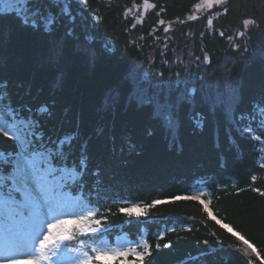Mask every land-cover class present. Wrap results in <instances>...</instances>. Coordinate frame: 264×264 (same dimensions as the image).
Returning a JSON list of instances; mask_svg holds the SVG:
<instances>
[{"label":"trees","instance_id":"1","mask_svg":"<svg viewBox=\"0 0 264 264\" xmlns=\"http://www.w3.org/2000/svg\"><path fill=\"white\" fill-rule=\"evenodd\" d=\"M142 1L35 0L34 10L55 17L54 24L36 17L39 26L15 11L0 13V92L38 124L45 146L76 137L87 167L68 191L107 217L102 232L65 243L106 237L114 245L124 234L148 242L144 264H261L216 220L264 258V196L252 190L264 191V167L258 141L238 117L252 116L264 139L256 113L264 107V0H228L196 20L187 18L200 0H149L155 7L138 21L126 10ZM245 18L256 20L246 31ZM141 89L161 101L182 97L171 126L135 102ZM13 149L0 136V150ZM201 183L210 212L199 200L173 199L190 197ZM153 200L165 202L139 217L119 212Z\"/></svg>","mask_w":264,"mask_h":264},{"label":"snow or ice","instance_id":"2","mask_svg":"<svg viewBox=\"0 0 264 264\" xmlns=\"http://www.w3.org/2000/svg\"><path fill=\"white\" fill-rule=\"evenodd\" d=\"M58 2L59 0H52L54 4ZM34 3L35 0H0V13L15 11L22 23H32L34 26H39L36 17L45 24H54L55 17L51 14L44 16L39 9L34 10ZM226 3L228 0H201L194 7L197 12L202 13ZM154 7L149 0H143L142 8L145 12ZM62 11L66 12L67 9ZM130 11L131 9L126 10ZM227 11L225 7L223 12L226 14ZM220 14L216 13L217 16ZM140 15L142 17L144 12ZM187 19L196 20L198 17L194 13ZM158 23L163 24L164 21L160 20ZM207 23L209 26L213 24L211 17ZM242 23L246 31L250 25L256 24V20L245 18ZM167 31L169 28L166 27L165 32ZM245 31H239L236 35L242 37ZM220 34L223 35V32ZM204 59L207 61L208 57L205 56ZM134 99L139 106L151 107L154 118L171 126L174 123L173 110L182 97L175 103L170 97L161 101L159 97L141 89ZM37 129L38 124L34 120L21 117L19 111L11 105L7 92H0V136L7 137L14 143L13 151L7 155L4 150H0V264H113L114 261H119L120 264H144L145 258L152 254V249L143 240L139 244L126 242L117 247H109L102 239L95 244L79 240L78 246L68 247L66 241L102 232L107 217L97 219L96 211L86 210L83 201H74L69 194L68 189L77 182L87 167L83 148L79 155L76 154V137L66 134L58 142H51L53 146L49 148L43 142V134ZM243 132L250 134L256 141L262 139L251 127L243 129ZM256 179L255 175L251 177L252 181ZM252 190L264 196V191L259 188ZM201 195L203 193L173 199L199 200L204 204L200 199ZM164 202L153 200L150 205L143 207L133 204L119 208V212L128 217H139L145 215L149 208ZM204 207L207 210V204ZM71 208H79L80 211L65 214V209ZM212 219L216 220V217L212 216ZM216 223L242 243V247L240 244L236 245L238 250L255 256L264 264V258H261L256 247L244 236L228 224H221L219 220ZM169 246L163 245L165 248ZM160 247L161 245H156V248ZM249 264L253 262L249 261Z\"/></svg>","mask_w":264,"mask_h":264},{"label":"rangeland","instance_id":"3","mask_svg":"<svg viewBox=\"0 0 264 264\" xmlns=\"http://www.w3.org/2000/svg\"><path fill=\"white\" fill-rule=\"evenodd\" d=\"M201 2V0L198 2V3H200ZM151 3V2H150ZM197 3V4H198ZM142 4H143V1L140 3V4H134L130 9H131V11L129 12L130 14H132L135 18H136V20H141L142 18H143V16L141 17V15H140V13L141 12H144V14H145V11H144V9L142 8ZM139 6V7H138ZM63 7L64 8H66V6L64 5V3H63ZM205 12V11H204ZM204 12H202V13H204ZM196 14L197 16L198 15H200V14H202L201 12H197V10L195 9V7L193 8V10H192V13L190 14V16L191 15H193V14ZM259 110H261V112L259 113L260 114V122H261V124L262 125H264V112H262V111H264V107H261ZM258 161H259V163L260 164H262V165H264V157H261V158H259L258 159ZM203 191V187H198L197 189H196V191L194 192V195H196V194H200L201 192ZM70 194V193H69ZM71 197H72V199L74 200V201H83V204H84V206L86 207V210H93L88 204H87V202L85 201V199H84V197H82L80 194H77V195H75V196H72V195H70ZM204 204H208L206 201L204 202ZM131 205H133V204H130L129 206H127V207H130ZM142 207V206H141ZM78 211H80V209L79 208H71V209H65V214H70V213H72V212H78ZM93 211H96V210H93ZM97 213V212H96ZM96 218L97 219H99V217H98V215L96 216ZM102 240H104L107 244H108V246L109 247H117V246H120V245H122V244H125L126 242H130V243H134V244H139L143 239L142 238H139L138 240H130L128 237H126L125 235H120V236H117L116 237V239H115V241H114V245H112L111 243H110V241L108 240V238H106V237H103L102 238ZM144 241V240H143ZM87 243V242H86ZM88 244H90L89 242H88ZM78 246V245H77ZM129 259H131V257L129 258ZM113 264H120V262L119 261H114L113 262Z\"/></svg>","mask_w":264,"mask_h":264}]
</instances>
